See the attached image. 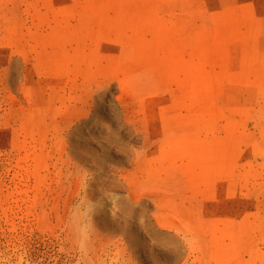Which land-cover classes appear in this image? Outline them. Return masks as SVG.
<instances>
[{
	"label": "rangeland",
	"instance_id": "1",
	"mask_svg": "<svg viewBox=\"0 0 264 264\" xmlns=\"http://www.w3.org/2000/svg\"><path fill=\"white\" fill-rule=\"evenodd\" d=\"M0 264H264V0H0Z\"/></svg>",
	"mask_w": 264,
	"mask_h": 264
}]
</instances>
